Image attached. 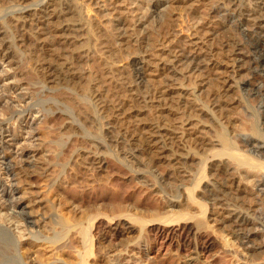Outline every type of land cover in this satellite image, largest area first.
<instances>
[{"label":"bare ground","instance_id":"obj_1","mask_svg":"<svg viewBox=\"0 0 264 264\" xmlns=\"http://www.w3.org/2000/svg\"><path fill=\"white\" fill-rule=\"evenodd\" d=\"M143 1L148 3L151 0ZM183 1L185 12L196 21L193 27L195 33L182 41L178 40L183 43V47L180 46L181 50L164 49L158 63L151 62V59H147L145 54L141 56L135 51L131 52L132 46L139 49L148 45L150 35L138 40V43H133L132 35L129 34L137 31L135 26L144 24V21L134 11H132L135 13L133 16V13L128 11L129 7L125 8L123 0H48L45 3L43 0H19L20 3L16 6L21 8L17 10L16 15L8 22L1 20L0 213L5 211L12 219L22 220L23 213L18 211V208L23 205L19 203L21 199L28 201L24 207L34 208L32 213L39 209L42 210V214L34 217L31 213L29 219H24L23 223L26 228H35V230L33 229L34 233L31 230L29 238L26 239L23 236L18 239L6 225L5 218L3 216L4 219L0 218V240H4L12 246L13 253H15L14 261L9 264H103L110 254H113L115 260L112 259L109 264H135L137 261L140 264H151L149 261L151 236L168 237L174 233V228L181 231V235L183 234L184 242L181 243L180 240V246L186 245L192 249L185 264H196L199 262L198 257L202 250L212 253L216 246L214 241H209L200 250V246L194 241L193 243L186 241L189 235H196L199 230L206 227L203 217L207 215L209 204L216 211L213 214L215 217L211 220L230 231L235 237V241L245 251L242 255L238 253L231 255L230 261L228 259L229 264H264V128L259 126L257 118L254 116L255 121L252 119V122L246 123L245 121V124L241 125L243 122L241 119L240 127L231 130L230 134L229 131L225 132V125L230 120L227 112L232 111L230 108L235 105H239V98L242 95L250 96L248 93L251 91V93L254 92L264 97V0ZM2 2L8 3L9 1L0 0V4ZM39 2H43V4H38ZM164 2L165 4L161 3L160 6L165 7L166 5V9L167 7L171 9L178 0ZM154 3L156 2L154 1ZM34 4L41 6L32 8ZM199 5L205 7V13H202V8L197 9ZM92 6L102 13V17L108 18L107 23L101 24L98 21V25L97 14H93ZM158 6V4L151 5L153 13L157 12ZM139 10L141 9L139 8ZM146 10H143L144 14H147L148 17L151 16L147 13L150 12L149 7ZM143 11L141 10V16ZM106 12L107 14H105ZM127 16H130L131 19ZM121 22L126 26H123L124 34L119 31ZM132 27H134L133 30ZM13 30L17 33L16 35L14 32V37H12ZM94 30H100L99 33L104 37L106 43L102 49V55L112 57L110 62L100 64L101 74L104 73L105 76L102 74L105 88H101V90L97 87L98 85L94 84L96 82H94L91 67V63L96 58ZM233 30L236 33L239 32L245 41L232 42V35L229 36L227 41L230 44H226L225 41L226 45H223L224 48L221 49L225 58L218 60L221 52L215 51L211 40L215 36H218L219 39L221 32L229 33ZM120 32L122 34H119ZM215 38L217 39V37ZM210 41L212 44H209ZM27 43L47 52L48 56L43 60L46 62L42 63L44 65L41 70L50 75L53 79L50 80L52 84L58 85L61 81H65L77 86L80 93L70 90L68 85V89L59 90V96L75 108L84 120H96L99 114L96 113V110H99L97 109L99 107L103 114H109V123L120 127L122 120L127 116L136 119L145 111L148 112L147 108L152 109L155 120L134 125L136 130L140 128L139 132L142 136L139 132L136 135L126 131L127 134L129 133L128 141L124 146H120L121 150L140 148L152 161L168 162L176 170L183 166V160L187 159L185 153L173 152L176 142L183 141V144L188 136H197L196 147L200 151L209 152L210 160L215 163L214 168L212 167L214 174L209 178L206 177V163L209 161L206 158L199 159L200 175L198 174L199 177L194 179V187L188 188L187 185L181 194L182 199L176 202L180 203L183 200L186 202L185 204L195 206L198 209L197 216L188 214L187 217L184 215L165 217V214L163 215L165 219L159 216L152 220H144L115 215L105 219L106 217L96 211V213H89L81 219L67 220L59 217V207L54 202L49 206L40 197L32 198V195L35 194L31 190L30 180L32 178L43 175L50 183H55L57 180L49 173V168L44 169V166L38 162L41 148L37 144L38 135L34 125L40 122L41 112L34 110L32 106L36 97H45L54 91L44 84L43 91L39 94L34 91V93L30 92L35 85V83L32 84L33 75L30 68L24 67L25 70L22 68L23 62L21 61L22 47H25ZM119 62L121 64H116ZM159 70L162 72L158 74V77L165 80L161 84L151 77L152 73ZM220 72L226 75L224 77L216 76L218 73L222 75ZM243 72L246 76H241ZM251 73L260 74L251 76ZM211 75L215 76V79L218 78V82H222L225 86L224 94L219 93L211 99L212 101L210 100L212 109L201 102H196L192 94L188 96V93L185 94L186 89H182L184 81L192 76L196 77L197 81L204 82L202 84L204 87ZM134 78L138 82L142 80L147 82L142 81L144 86L147 84L145 92L143 89L137 88ZM119 88L125 92L129 108H126V104L125 106L121 105L124 100L119 103ZM147 95L149 98L146 97ZM91 96L97 101L98 107L96 101L94 103V100L87 99ZM174 102H177V105L186 102L181 105L185 109L179 110L180 112L177 110L178 117L175 119L176 122L173 121V124L169 125L165 122L167 119L164 121V125L160 124V120L165 119L162 116V111L171 110L173 107L171 104ZM185 110L194 113V118H184ZM240 110L242 112V109ZM6 111H11L12 114L6 117ZM57 113H51L52 117ZM262 113L264 112L262 111ZM198 116H207L210 118H208L209 120L220 126L221 130L217 133L218 136H214L217 138L208 139L210 137L204 136L205 133L208 135L209 127L204 125L202 123L204 121L201 119L197 121L195 117ZM45 118L41 121L43 122ZM96 129L101 135L100 126L99 128L97 126ZM136 130H134L135 133ZM227 134L230 136L228 137ZM95 144L99 149L105 150L102 141ZM106 144L109 151L108 142ZM171 145H173V149ZM176 145L179 149V145ZM114 150V158L119 161V141L115 142ZM121 157L125 162L126 157L125 159L123 155ZM133 158L135 157L133 156ZM130 159L129 163H131ZM131 164H134L133 161ZM139 166V170H141V163ZM139 170L137 169V173L140 172ZM155 179L152 180L156 181L157 179ZM25 186H29V188ZM199 187L202 188L204 194L200 198L196 196V190ZM20 193L22 198L19 200L16 196ZM178 197L180 198V195ZM242 211L247 212V215H242ZM193 220L194 224L196 221L197 228L190 226ZM104 223H106V231L104 230L105 232L103 231L104 233L97 237L94 235V231ZM43 232L49 233V236L43 235ZM134 234L137 236L133 238ZM105 243L110 247L111 245L116 247L115 250L106 252ZM120 247L121 249H119ZM220 264H225V261Z\"/></svg>","mask_w":264,"mask_h":264},{"label":"rangeland","instance_id":"obj_2","mask_svg":"<svg viewBox=\"0 0 264 264\" xmlns=\"http://www.w3.org/2000/svg\"><path fill=\"white\" fill-rule=\"evenodd\" d=\"M8 1H9L8 3L2 2L1 3L2 5L0 4V24L2 23L1 20L2 21L6 20V22H8V20L10 21V19L16 15L17 10L21 8V7L19 8L16 6V5H19L20 3L19 0H8ZM47 1L48 0H43L44 3ZM119 1H122V0H119ZM123 1H125L124 3L126 5L125 8H127V6L129 7L128 11L130 13H133L132 11H134L136 14H139V17L142 18V20L144 21V24L140 26L138 24H137L138 26L135 24L136 25L135 28H137L138 30L135 31L134 33L132 32L129 34V35H132L133 43H136V42L138 43L140 40L146 37H149L150 35L148 45H145L139 49L137 47L132 46L131 52L134 53L135 51L136 54H140L141 56L142 55L144 56L145 54V56H147V59L149 58L151 59V62L158 63V60L160 59V56L164 49L177 50V51L179 49L181 50L182 49L181 47H183L182 46L183 43H180V41H182L184 38L195 33V29L193 27L196 21L193 19V17L191 18L185 12L183 8V2H184L183 0H178L177 4L172 6L171 9H168V7L166 9V5L165 7L160 6L161 3L162 5H164L165 4L164 1L166 0H151L150 2H148L149 4L145 2L149 6L146 5L143 0H123ZM154 1L156 3H154ZM43 2L41 3L43 4ZM41 3L39 2L38 4H41ZM152 4L159 5L156 13H153L151 9ZM139 5L141 6L138 7ZM13 6H15L16 8ZM37 6L36 4H34L32 8L40 7L39 5ZM148 7H149L150 12L148 11L147 13L151 15L149 17L147 14L146 15L144 14L145 11H147L146 9H148ZM139 8L142 11L145 10L143 11L142 16H141V10H139ZM204 8L205 7H203L202 5H199L197 7V9L203 10L202 13L203 12L205 13ZM91 10L93 14H97L96 17H97L98 25H99V22L101 24L107 23L108 18L102 17V13L96 10L94 6L91 7ZM135 13H133L132 15L134 16ZM105 14H107V12ZM145 16L150 18L149 21H148V18ZM127 17L131 19L130 16H127ZM123 24L124 23L121 22L119 31L123 32L124 34V27L126 26L125 24L124 25ZM133 28L134 27H132V30ZM99 31L100 30H94L95 39H96L95 40L96 58L93 61V63L95 64L91 63V67L93 69V75L95 79L94 82H96L94 84L96 86L98 85L97 87L99 88V90H101V88L102 89L105 88L104 86L105 80L103 79L105 76H104V73H102L104 77L101 74L100 64L110 62L112 57H110L111 58L110 59L109 57H105V55H102V49H104L105 47L104 44L106 43L104 42V37L99 33ZM233 31H231L232 34H230L231 32L229 33L221 32L219 34V39H218V36H215L217 37V39L214 37L213 38L214 41L211 40L214 45L212 44L211 41L209 42V44H212V46L214 47L215 51L217 50L216 52L218 53L221 52V54L219 55L220 57H218L219 58L218 60L225 58L221 49L224 48L223 45H226L229 43L227 41L229 39V36L232 35L231 36L232 42L233 41H240V42L245 41L243 39L244 37L240 35L239 32L236 33L235 30ZM14 32L15 31L13 30L12 37L15 36L16 32L15 33ZM121 32L119 34H122ZM222 33L224 36L222 35ZM221 39L224 41L223 43ZM225 41H226V44H225ZM216 47H219V48H216ZM47 56H48L47 52H45L44 49H40V47L37 48L35 45L31 43H27L25 47L24 46L22 47V58H21V61L23 62L22 68L23 69L24 67H26L27 69L30 68L32 75H33V78H32L33 81L32 80L31 81L33 82L32 83L33 85L35 83L34 87H32L31 89L32 91L30 92L31 93L38 92L37 94H39L41 91H43L44 84L48 86V88H51L50 90L54 91V93L52 92L53 94L52 93L50 95L48 94V96H45V97L41 96L42 98L36 97L32 103V106L34 110L41 112V114L39 115V117H41L39 120L40 122L34 125L35 129L37 130V135H38L37 144L40 145V148H41L40 154L38 156V160H39L38 162L44 166L43 167L44 169L49 168L48 169L49 173L54 178L56 177L55 179L57 181L55 183H50L45 177H43V175L41 176L38 175L32 178L30 180V184H32L31 190H33L35 193L34 195H32V198L40 197V199H42L49 206L52 205L54 202L59 207V210H58L59 217L67 219V220L76 219V218L81 219L83 218V216L89 213L90 214L96 213V211L97 213H100L102 214V216L106 217L105 219L111 218L112 216H115V215H124L128 217H132L134 219L142 218L144 220H152L153 218L155 219L159 216L160 217L162 216V218H164L163 215L165 214H166L165 217H167L168 215L169 217L170 216L177 217V216H182V215L187 217L188 214L190 216H194V215L197 216L198 209L195 206H191L188 203L185 204L186 202H184L183 200H182L183 202L181 201L182 203L181 202L176 203L178 200L180 201L182 199L181 194L183 193V190L185 189L187 185H188L187 186L188 188L194 187V184H195L194 179H196V177L198 178L200 175L199 170H200L201 164L199 162L200 161L199 159L206 158L209 161L206 163V171H205L206 177L209 178L214 174L213 168H214L215 163L210 160L211 158L209 156L208 151L207 152L200 151L199 148L196 147L197 139H198L196 138L197 136H194V135L188 136L187 139L185 140L186 142L184 141L183 144H182L183 141L176 142V144L179 145V149L177 145L175 144L173 152L178 151L181 154L185 153L186 154L185 156H187V159L183 160V166H180L179 169H176L175 167L176 170H174V168L171 166L172 164L170 165L168 162L163 161V162L158 163L155 160L152 161L145 153H143V151L140 148L138 149L131 148L129 149L130 151L126 150L127 152L125 150H121L120 146H124L126 144L125 142L128 141L127 140L129 136L128 134L130 132L131 133L133 132V134L138 135L137 132H139L140 128L138 130L135 129L134 125L136 123H140V124L146 123L148 120H152L155 118L154 114L152 115L153 113L152 109L147 108V110L149 109L148 112L145 111V113L140 114V116H138V118L136 117V119L135 117L132 118L130 116L129 117L127 116L126 118L122 120V125L118 127L117 125H114V124L112 125L111 123H109L110 122L108 118L109 114L108 115L106 113L103 114L100 111V108L98 107L97 101L94 100L93 96H91L87 99H90L92 101L94 100L93 101L94 103L96 101V104L98 107L97 109H99V110H96V113L97 114L99 113V114L96 120L94 119L84 120V118L78 113V111L75 108H73L70 104L66 103L65 100L64 102L63 99L59 96V92H60L59 90H62L65 88L68 89V85L71 88L70 90L80 93L77 86L75 87L73 83L71 85V83H66L65 81H61L58 85L52 84L50 80H53V79L50 77V75H48L45 72H42L41 67H43V65L46 62L43 60ZM116 64H121V63L119 62ZM96 68H98L97 69L98 71L96 70ZM161 72L162 71L159 70V71L154 72V74L152 73L151 75V77H153L152 79H155L159 84H161V82L164 80V78L162 79L161 77H158V74ZM221 74L222 75H219L218 73L216 76L224 77L226 75L223 73ZM253 74H255L256 76V75H259L260 73L259 74L251 73V76ZM241 76H246V75H244V72H243ZM192 77L184 81L182 89H186L185 94L188 93V96L192 94L195 97L196 102H199V103L201 102L202 104H205L206 107L208 108L212 107L211 99H213L215 95H218L219 93L221 94L225 93L223 91L225 86L223 85L222 82L219 83L218 78L215 79V76L213 75H211L209 80L205 82L206 85L204 87H202L203 86L202 84L204 82H200V80L197 81L196 77H193L192 79ZM159 79L160 81H158ZM54 80H55V77H54ZM142 81L146 82L145 80H142ZM142 81L138 82V80L136 81L135 79V85L137 86L139 90L143 89V92H145V89H147V86H146L147 84L144 86L143 84L144 82L142 83ZM156 81L155 83L157 84ZM120 90L121 89L119 88V100H120L119 103L123 102L124 100V102L121 105L125 106L126 104V108H129L128 102L126 101L127 100L126 95H124L125 92L121 90L122 91L121 93ZM250 93L251 91L248 93L250 96L242 95L241 98H239L240 99L239 105L238 104L235 105L236 108L234 106L230 108L232 111L229 110L227 112L230 116V120L228 121V124H226L228 127L225 125L226 129L224 128L226 133H228L229 131V134H230L231 130H233L234 128L240 127V124L242 121L243 122L241 125L245 124V121L246 123L247 122L249 123L250 121L252 122V119L254 118V116L257 118V122L259 126H261V128H264V113H262V111L264 112V107H263L264 97H261L254 92H252L254 94L252 93L250 94ZM146 97L149 98L148 95ZM183 99L181 100L184 101ZM261 100L263 101V103ZM184 103L186 102H182L181 104L177 105V102H174L173 104H171L173 106L171 110L162 111V116L165 117V119L162 118L163 120L161 119L160 120L161 122L159 121L160 124L164 125V123L167 122L169 125H171L173 124V121L176 122L175 119L176 117H178L177 113L185 109L181 107V105ZM239 107L240 109H242V112L239 109ZM177 110L178 111L180 110V111L178 112ZM186 111L187 110H185L184 118H187V119L194 118L195 116L194 113H190V111L188 112ZM56 112H58L59 114L57 113L55 116L52 117L51 113H56ZM11 114H12L11 111H6L5 116L9 117ZM43 116H45L46 118ZM240 116L241 118L239 119ZM44 118L45 120L42 122L41 119L43 120ZM208 118L209 117L207 116L195 117L197 121L201 119L202 121H204L202 123L209 127L207 130L209 131L208 135L207 133H205L204 136L206 135L207 138L210 137L208 139H215L217 137H214V136H218L217 133L219 132V130H221V128L216 123H214L212 120H209L210 118L209 119ZM253 120L255 121L256 119H253ZM231 122L233 125L231 124ZM234 125L236 126L234 127ZM97 126L98 128L100 126V128L103 130V131L101 130V135H99L100 134L99 130L97 131L96 129ZM134 130H136V133ZM126 131H128L129 133L127 134ZM104 132L106 133L105 134L106 137L104 136ZM103 136L107 139L106 141L108 142V147L110 149L109 151L107 150V144H106L107 142L104 140L105 138ZM140 136H142L141 133H140ZM229 136L230 135H228V137ZM101 141L104 145L105 150L99 149L98 147L95 146L96 142H101ZM116 141H119V152H120L119 161L117 160V158L116 159L114 158L115 156L114 145ZM183 145H184V148H183ZM171 146H172L171 148L173 149V145ZM106 151H108L107 154H106ZM186 152H188L189 154ZM116 155H117V150H116ZM122 155L124 159L125 157L127 159V160L126 159L124 160L125 162H123V158L121 157ZM129 156L131 157L132 160L130 159ZM133 156L135 158H133ZM185 156L182 155V157H185ZM129 159L131 163L133 161L134 166L131 163H129L128 161ZM140 163H141V168H140L141 170H139ZM130 164H131V168H130ZM134 167H135L136 172L134 171ZM136 167L141 173L140 172L137 173L138 171ZM29 171L31 170L29 169ZM151 177L152 179L156 178L157 180L155 179L156 181H153ZM25 187L29 188V186H25ZM196 191H197L196 196L198 198L204 196L203 190L201 187H199ZM179 195H180V198L178 197ZM16 197L17 199L20 200L22 198V194L20 193ZM19 203L23 204L20 208H18V211L21 214L23 213L22 214L23 217L21 218L22 220L14 219V218L12 219L10 216L6 214L5 211H2L0 213V218H2V216L5 218L4 221L6 222V225L8 226V228H10L11 232L14 233V235L18 239L21 238V236H23V238L26 239L27 237L29 238L31 230H32L31 232L34 233L33 229L35 230V228H32V227L26 228L24 226L23 221L24 219L30 218L29 215L32 213V210L34 208L24 207L28 204V201L25 199L24 200L21 199ZM214 211L215 210L213 209L212 205L209 204L207 215L203 217V222L205 223L206 227L199 230V232H197L196 235L194 234L189 235L188 239H186L187 243H193V241L197 243L200 246V250H202L203 247L206 245V243L209 241H214L216 244L215 250H214L215 252L214 251L212 252L213 254L211 252L202 250L201 254L198 257L199 262H197L196 264H220V262H224V261H225V264H229L231 255H233L234 253H238L240 255L245 253V251L243 250V247H241L240 244H238L235 241V237L230 231H228L227 229H224L223 226L211 220L215 217L213 215ZM190 212L192 215L190 214ZM40 213L42 214L41 209H39L35 213H32V216L36 217ZM73 215L75 216V218ZM242 215L246 216L247 212L242 211ZM105 226H106V223H104L103 226L95 230L94 235H96L97 237L101 236L106 231ZM190 226H193L194 228L196 226L197 228L196 221L194 224V220H193V222L190 223ZM173 231L174 233H172L168 237H158L157 238V237H154L153 235L151 236V239L149 241V246L151 247L149 261H151L150 262L151 264L153 263L185 264L187 262V260L189 259V256L191 255L192 249L186 245H184V247L180 246V244L184 242L183 237H182L183 234L181 235L182 232L178 231L177 228H174ZM43 235L49 236V233L43 232ZM134 235H133V238L137 236V234H134ZM180 240H181V243H179ZM117 242L119 244V240ZM104 247H105V251L107 250L106 252L113 251L116 248L112 245L110 247V245H107V243L104 244ZM119 249H121V247ZM13 250H12V246L7 244L6 241L0 240V264H7V263L9 264L14 261L15 253H13ZM112 259L115 260V257H113V254H110L109 257L106 258L105 263L103 264H109V262H112ZM135 264H140V263L137 261L135 262Z\"/></svg>","mask_w":264,"mask_h":264}]
</instances>
